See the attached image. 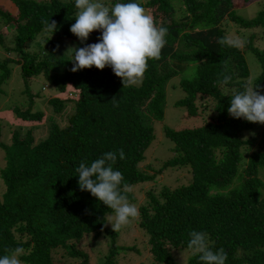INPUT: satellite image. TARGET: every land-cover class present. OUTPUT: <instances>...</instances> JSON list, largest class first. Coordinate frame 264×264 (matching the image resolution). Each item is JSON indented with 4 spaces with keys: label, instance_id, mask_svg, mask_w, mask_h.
Instances as JSON below:
<instances>
[{
    "label": "trees",
    "instance_id": "obj_1",
    "mask_svg": "<svg viewBox=\"0 0 264 264\" xmlns=\"http://www.w3.org/2000/svg\"><path fill=\"white\" fill-rule=\"evenodd\" d=\"M250 1L138 0L168 33L161 58L149 60L142 84L132 87H123L110 66L58 76L62 58L54 55L53 42L48 41L40 54L24 49L41 31L52 33L44 20L56 21L57 35L80 42L70 31L78 12L75 0H12L15 13L0 6L2 25H9L12 32L10 44L0 33L4 54L0 86L10 76L13 60L25 80L42 73L55 91L70 88L76 93L75 98L48 97L54 112H61L69 100L74 101V109L64 124L51 122L46 136L36 140L29 127L13 129L10 143L0 139L4 152L0 176L5 186L0 196V256L8 254L6 249L20 247L21 264H56L55 254L62 250L66 257H78V264H88L89 256L79 242L84 235L105 229L106 215L113 210L80 189L76 168L105 152L118 154L123 149L125 159L118 158L114 169L122 172L124 183L153 180L154 173L139 168L154 139L152 121L163 119L168 80L194 64L193 77L180 80L185 96L176 103L195 116L210 101L214 116L191 128L163 126L174 146L173 156L162 168L188 166L191 179L172 188L162 186L158 193L149 190L138 206V224L147 233L153 259L161 264H178L171 248L192 250L188 247L192 230L208 233L212 250L226 251V264H264V138H244L243 133L254 130L257 123L233 118L227 111L233 93L247 82L249 69L243 49L217 43L227 36L222 24L226 19L243 28L264 26V9L250 18L235 12ZM99 33L92 32L88 40ZM247 39L246 47L252 48L253 34ZM252 49L260 65L253 83L264 93V48ZM222 73L232 78L226 85ZM11 109L24 121H41L45 115L34 109L31 93L25 108L12 105ZM133 198L129 192L128 199ZM115 246L112 238L103 264H114ZM188 264L202 262L192 255Z\"/></svg>",
    "mask_w": 264,
    "mask_h": 264
},
{
    "label": "rangeland",
    "instance_id": "obj_2",
    "mask_svg": "<svg viewBox=\"0 0 264 264\" xmlns=\"http://www.w3.org/2000/svg\"><path fill=\"white\" fill-rule=\"evenodd\" d=\"M104 2L108 4L116 3L112 0H104ZM0 6L12 13L17 11L12 0H0ZM261 9H264V0H253L248 2L245 6L235 8V12L244 18H250ZM146 11L149 12L148 9H146ZM2 23L3 21L0 20V28ZM222 24L227 36H238L247 42L248 36L253 34L254 40L252 42V48H264V26L243 28L227 19L223 21ZM6 30L10 32L3 36L5 37L6 43L10 44L12 34L9 25ZM100 35L101 33H99L97 37L91 38L92 40L85 41L84 45L98 42ZM48 41L54 43L53 52L56 58H62V66L56 68L59 72L57 75L62 76L65 71H67V73L72 72L71 68L73 67V62L70 59L74 51L73 47H78V43H80L76 39L61 37L56 33L52 34L41 31L34 39L28 40L25 43L24 49L30 53L40 54L42 48ZM252 48H247L246 45L243 48V53L249 69V75L246 79L247 82H253L260 71V65L253 54ZM3 56L4 54L0 48V59H2ZM9 66L10 76L3 81L0 86V127L3 133L0 136L1 141L10 143V136L13 129L25 131V129L29 127L33 129V134L36 140H38L46 136L51 122H56L59 125L64 124L69 114L74 109V101H67L61 112H54L52 105L48 103V97L58 96L67 98L68 93L75 92L70 88L63 93L55 91L54 86L49 83L42 73L25 80L21 75L20 65L18 63L11 60ZM194 67V64L186 66L185 69L172 76L166 83L163 119L152 121L154 139L145 149L144 158L139 163L141 171L145 173H154L155 177L153 180L137 182L130 186L131 192L134 195V198L129 200L130 203L139 206L146 201V193L149 190L158 193L162 186L172 188L180 184H186L191 179L188 166H167L162 168L163 163L173 156L172 149L174 146L173 141L165 135L163 126L166 125L173 129L191 128L202 124L204 121L214 116L213 105L210 101H206L205 107L203 106L204 108L199 107L198 113L195 116H189L186 107L176 103L177 100L185 96V92L180 86V80L182 78L193 77L195 73ZM45 85L46 89H42V86ZM29 93L34 95V109L42 110L45 113L41 121H24L16 118L12 112V105H17L21 108H25L28 105ZM242 136L244 138L255 136L258 140H262L264 138V124L257 123V127L254 130L246 131ZM255 146L249 151L256 149L257 147ZM3 165L4 152L0 148V169ZM4 189L5 186L0 176V196ZM114 217V212L107 214L105 224L109 219H114ZM111 230V224L108 223L103 231L99 230V232L86 234L81 242H79V247L86 251L89 256L88 264H103L105 262L107 254L112 247V238H114L116 245L113 251L115 258L114 264H161L153 259L147 243V233L139 226L138 220H133L130 224L122 227L120 231L115 232L113 235ZM169 251L178 264H188L190 257L193 255V251L187 249L171 248ZM55 255L56 264L79 263L78 257H66L65 251L60 250ZM55 255H53L54 260Z\"/></svg>",
    "mask_w": 264,
    "mask_h": 264
},
{
    "label": "clouds",
    "instance_id": "obj_3",
    "mask_svg": "<svg viewBox=\"0 0 264 264\" xmlns=\"http://www.w3.org/2000/svg\"><path fill=\"white\" fill-rule=\"evenodd\" d=\"M75 6L78 12L70 31L82 44L94 30L101 35L96 43L73 47L71 71L93 66L103 70L110 66L115 75L121 78L123 87L140 86L149 67L148 61L159 60L162 56L168 28L158 26L153 15L138 0L114 4L105 3L104 0H75ZM42 23L52 34L57 29L54 20H44ZM217 43L241 50L246 45V41L238 36H224ZM222 75L221 82L228 84L231 76ZM227 111L233 118L264 124V94L256 84L248 81L243 84L242 90L233 93ZM118 158L125 159L123 149H119L118 154L115 151L105 152L90 164L81 162L76 168L80 189L89 191L113 210L115 217L109 219L105 226L110 223L114 232L133 220H139L141 216L139 207L129 202L131 188L124 183L122 172L114 169ZM189 236L188 247L193 255L199 256L202 264H226V251L223 248L213 251L208 243V233L192 230ZM6 252L8 254L0 256V264H21L22 248L6 249Z\"/></svg>",
    "mask_w": 264,
    "mask_h": 264
},
{
    "label": "crops",
    "instance_id": "obj_4",
    "mask_svg": "<svg viewBox=\"0 0 264 264\" xmlns=\"http://www.w3.org/2000/svg\"><path fill=\"white\" fill-rule=\"evenodd\" d=\"M6 28L8 29V26L1 25L0 33H1L2 35H7L6 33L10 32V31H7ZM11 33H12V32H11Z\"/></svg>",
    "mask_w": 264,
    "mask_h": 264
},
{
    "label": "built area",
    "instance_id": "obj_5",
    "mask_svg": "<svg viewBox=\"0 0 264 264\" xmlns=\"http://www.w3.org/2000/svg\"><path fill=\"white\" fill-rule=\"evenodd\" d=\"M42 89H46V85H45V86H42ZM75 96H76L75 93H71V92H70V93L67 94V97H68V98H72V97H75Z\"/></svg>",
    "mask_w": 264,
    "mask_h": 264
},
{
    "label": "water",
    "instance_id": "obj_6",
    "mask_svg": "<svg viewBox=\"0 0 264 264\" xmlns=\"http://www.w3.org/2000/svg\"><path fill=\"white\" fill-rule=\"evenodd\" d=\"M97 32V30H95L93 33L95 34Z\"/></svg>",
    "mask_w": 264,
    "mask_h": 264
}]
</instances>
